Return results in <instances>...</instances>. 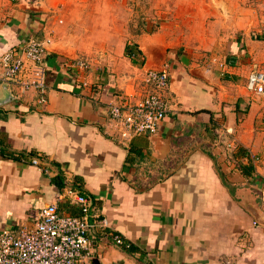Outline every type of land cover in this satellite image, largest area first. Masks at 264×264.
Listing matches in <instances>:
<instances>
[{"label":"crops","instance_id":"1","mask_svg":"<svg viewBox=\"0 0 264 264\" xmlns=\"http://www.w3.org/2000/svg\"><path fill=\"white\" fill-rule=\"evenodd\" d=\"M171 1H152L154 16L122 30L120 0H0V56L28 36L51 41L43 102L0 82V231L30 227L55 202L58 176L60 192L90 200L87 221L101 222L89 230L94 264H138L125 243L150 264H264V101L245 88L264 0ZM72 19L91 25L72 30ZM93 38L106 42L95 49ZM162 66L167 112L156 132L107 131V106L140 99L142 74ZM69 202L58 211L79 215Z\"/></svg>","mask_w":264,"mask_h":264},{"label":"built area","instance_id":"2","mask_svg":"<svg viewBox=\"0 0 264 264\" xmlns=\"http://www.w3.org/2000/svg\"><path fill=\"white\" fill-rule=\"evenodd\" d=\"M51 44L48 37L37 39L28 36L17 49H10L0 56V82H11L20 93L33 91L43 102L45 89L42 61ZM73 64L87 70L88 64L78 59ZM143 96L135 101L122 100L111 103L106 109L105 128L120 140L137 134L151 135L167 112L168 74L165 66L147 70L142 74ZM245 88L264 99V68L253 65L249 70ZM229 147V144H225ZM252 162L256 158L250 156ZM30 163L36 166L37 159ZM64 199L79 208L76 217L60 214L57 203ZM90 200L77 193L59 192L55 202L46 205L36 216L30 227L0 231V264H94L89 230L101 222L87 221ZM114 243L123 245L118 236ZM126 247V245H123Z\"/></svg>","mask_w":264,"mask_h":264},{"label":"rangeland","instance_id":"3","mask_svg":"<svg viewBox=\"0 0 264 264\" xmlns=\"http://www.w3.org/2000/svg\"><path fill=\"white\" fill-rule=\"evenodd\" d=\"M105 1H108V0H105ZM120 1H122V4H124V6L121 8H115L114 7V11H116L119 15V18L122 19V22H120L121 24L119 23V28H121L122 30H131V29L136 30L137 28H139V25L143 21V18H146V17L150 18L149 16H154L153 15L154 9L150 7L151 2L154 0H120ZM165 1L167 3L172 2L171 0H165ZM178 1L184 2L185 0H178ZM131 13H132V15L130 16L129 14H131ZM61 19H62V17H61ZM164 20H165V23H162L164 25H167L168 22H171L170 19H164ZM60 23H62V22H60ZM60 23H58V24H60ZM159 23H161V22L159 21ZM159 23H157V22L153 23L151 25L152 30H154L155 27H158ZM90 25L91 24H87V25L80 24V23H78V19H72L69 23V26L71 27L72 30H79L82 32L84 31L83 27L89 28ZM110 28H111V24L105 22L104 23V30L106 31ZM252 33H254L253 34L254 36L251 39L256 44V47L253 50L252 59H250L248 61V64H247L248 68H250L251 65L252 66L255 65L258 68H264V35L257 33L255 31H252ZM259 36H261V37H259ZM122 41L128 42L129 40L128 39H121L120 43H122ZM200 41L203 42L202 40H200ZM91 42H92L93 48L98 49L102 45V43L106 42V40L104 42L103 39L93 38L92 40H90V43ZM104 46H106V45L104 44ZM211 56H208L207 59H209ZM214 56H215L214 57L215 59L212 58V60H214L213 63H218V60H217L218 55L215 54ZM91 59H93V58H91ZM210 60L211 59H209V61ZM250 96L252 98H258V99L264 101V99L257 97L253 94H250Z\"/></svg>","mask_w":264,"mask_h":264},{"label":"trees","instance_id":"4","mask_svg":"<svg viewBox=\"0 0 264 264\" xmlns=\"http://www.w3.org/2000/svg\"><path fill=\"white\" fill-rule=\"evenodd\" d=\"M124 53L130 59L132 64H138V65L142 64V56H141L140 52L132 44H125L124 45ZM241 169L243 171V168H241ZM248 169H250V168H248ZM245 170H247V169L245 168ZM55 179H56L55 185L58 188V192H60L61 188L62 187L64 188L66 186H62L59 183L60 179L58 178V176L55 177ZM69 205L75 207L77 212H78L77 214H79V208L76 206L75 203L69 202ZM57 210H58V208H57ZM60 214H62V213H60ZM69 216L76 217L78 215H69ZM125 245H126V247L125 246H123V247H125V250L127 251L128 255H130V256L132 254H136L137 255L135 260H136V262L138 264H150V262L147 261V255H146V253L144 251L140 250L139 248H135V247H133V246L127 244V243H125Z\"/></svg>","mask_w":264,"mask_h":264}]
</instances>
